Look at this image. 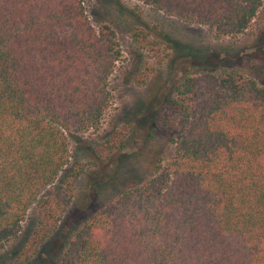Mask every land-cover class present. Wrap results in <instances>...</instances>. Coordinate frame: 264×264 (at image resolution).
<instances>
[{"label": "trees", "instance_id": "obj_1", "mask_svg": "<svg viewBox=\"0 0 264 264\" xmlns=\"http://www.w3.org/2000/svg\"><path fill=\"white\" fill-rule=\"evenodd\" d=\"M141 1L217 34L242 32L262 2ZM119 55L83 0H0V244L32 205L40 241L57 230L69 134L99 126ZM159 122L171 156L81 220L56 263L264 264V86L237 69L184 75Z\"/></svg>", "mask_w": 264, "mask_h": 264}, {"label": "rangeland", "instance_id": "obj_2", "mask_svg": "<svg viewBox=\"0 0 264 264\" xmlns=\"http://www.w3.org/2000/svg\"><path fill=\"white\" fill-rule=\"evenodd\" d=\"M95 29L114 31L120 55L109 76L110 102L99 126L70 133V164L56 182H69L71 199L57 230L40 241L36 205L17 233L0 244V264H57L75 226L121 191L150 177L173 144L159 111L184 75L241 71L264 86V0L237 34L168 15L141 0H83ZM69 173V176H65ZM75 174V176H73Z\"/></svg>", "mask_w": 264, "mask_h": 264}]
</instances>
